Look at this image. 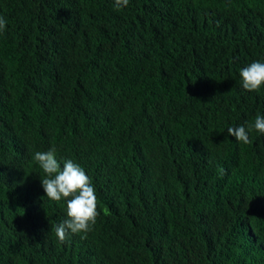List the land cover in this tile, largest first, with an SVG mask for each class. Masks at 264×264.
Here are the masks:
<instances>
[{"label":"trees","instance_id":"obj_1","mask_svg":"<svg viewBox=\"0 0 264 264\" xmlns=\"http://www.w3.org/2000/svg\"><path fill=\"white\" fill-rule=\"evenodd\" d=\"M0 264H264V0H0ZM91 178L60 243L33 156ZM225 174L221 177L219 169Z\"/></svg>","mask_w":264,"mask_h":264},{"label":"clouds","instance_id":"obj_2","mask_svg":"<svg viewBox=\"0 0 264 264\" xmlns=\"http://www.w3.org/2000/svg\"><path fill=\"white\" fill-rule=\"evenodd\" d=\"M129 0H114V6L119 10L126 7ZM6 30V20L0 17V32ZM242 88L247 91L259 92L264 86V63L253 61L240 70ZM255 129L264 134V116L257 115L254 124L247 126L228 127V135L244 144L252 143L249 133ZM56 148L47 151H37L33 159L43 170L45 177L41 179L45 196L55 202L65 201L66 219L55 227V235L60 243L67 241L71 234H83L85 238L92 231L99 215L98 198L91 178L84 169L71 159L63 161V166L56 158ZM225 174L223 168L219 175Z\"/></svg>","mask_w":264,"mask_h":264}]
</instances>
